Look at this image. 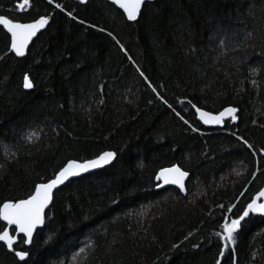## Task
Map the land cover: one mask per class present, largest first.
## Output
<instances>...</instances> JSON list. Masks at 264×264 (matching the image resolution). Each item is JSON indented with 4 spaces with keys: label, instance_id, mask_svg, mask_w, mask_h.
Instances as JSON below:
<instances>
[{
    "label": "trees",
    "instance_id": "obj_1",
    "mask_svg": "<svg viewBox=\"0 0 264 264\" xmlns=\"http://www.w3.org/2000/svg\"><path fill=\"white\" fill-rule=\"evenodd\" d=\"M16 1L0 15L49 23L23 58L0 27V203L68 160H116L56 190L31 245L0 243V264H264V216L223 256L217 235L264 186V0H154L135 22L106 0ZM193 105L236 119L207 129ZM172 165L184 192L158 189Z\"/></svg>",
    "mask_w": 264,
    "mask_h": 264
},
{
    "label": "snow or ice",
    "instance_id": "obj_2",
    "mask_svg": "<svg viewBox=\"0 0 264 264\" xmlns=\"http://www.w3.org/2000/svg\"><path fill=\"white\" fill-rule=\"evenodd\" d=\"M27 2L28 0H25V3ZM48 2L49 4H52L53 0H48ZM81 2L83 3L84 0H81ZM112 3L117 5L119 9L123 10V14H126L128 20H135L141 10L144 0H112ZM55 7L59 9L62 6L60 3H56ZM67 15L71 17L72 13L68 12ZM48 22L49 17L47 15L39 16L33 21L27 23L14 22L13 19L0 15V25L6 29L7 34H10L11 50L16 56L24 55L29 41H31L32 38L48 24ZM140 75L143 76L144 73L141 72ZM32 86L29 76L25 74L23 77V87L25 89H30ZM149 87H151L150 84ZM152 90L154 92L156 91L155 88ZM161 99L163 98L161 97ZM165 103H167V101H165ZM169 107H171V105H169ZM193 107L195 108V105H193ZM236 111L237 110L233 107H227L223 109V111L213 114L211 112L202 111L200 108H196V113L198 114L199 119L205 125L221 124L226 113L235 120L236 117L232 115V113H235ZM176 114L178 116L180 115L179 112ZM180 118L182 120L184 119L183 116ZM184 122L186 124L188 123L187 120ZM195 130L196 129H193V131ZM244 144H247L249 148L252 147V145L248 144L246 140L244 141ZM115 156V152L104 151L92 159H85L82 161L68 160L57 172L54 173V178L48 179L44 183L36 184L34 191L27 195L26 198L14 201L6 200L3 203H0V221L6 222L8 226H14L12 231L23 234L21 239H23L24 243H29L33 236L34 229H36L38 225L44 223L46 217L45 210L48 208L52 199L53 189L58 185L63 184L65 181H68L71 177L79 176L92 169L110 164ZM188 176L189 173L187 171L181 170L177 165H172L170 168H162L160 173L157 174V179H162L165 184L171 183L176 185L181 192H184L185 178ZM259 197H264V189L257 192L256 198L252 199V201L247 204V207L242 210V215L234 213L237 218L231 219L230 223H224L222 225L223 232L217 233L219 239L224 242L223 248L220 249L221 256L224 254V249L228 248L230 244L235 243L234 234L241 227V221H244L246 217H249L250 213H264V203H257ZM229 211H232V209H229ZM16 239V236L10 235L8 227H4L3 230L0 231V242H3L8 250L11 251L13 249ZM15 256L21 261H24L25 258L29 256V253L24 250H19L15 251ZM216 264H220V261L218 260Z\"/></svg>",
    "mask_w": 264,
    "mask_h": 264
},
{
    "label": "water",
    "instance_id": "obj_3",
    "mask_svg": "<svg viewBox=\"0 0 264 264\" xmlns=\"http://www.w3.org/2000/svg\"><path fill=\"white\" fill-rule=\"evenodd\" d=\"M76 1H78L80 4H85V3L87 2V0H84L83 3L81 2V0H76ZM106 1H107L108 3H110V4H112L113 6H115V8H117V9L123 14V10H122V9H119L117 5H114V4L112 3V0H106ZM153 1H154V0H144V3L153 2ZM144 3L142 4V6L144 5ZM141 9H142V7H141ZM140 11H141V10H140ZM139 14H140V12H139ZM139 14L137 15V18H136L135 20H128L126 14H123V16H124V18H125L128 22H135V21L138 19ZM48 23H49V22H48ZM47 26H48V24H47L43 29H41V30L37 33V35L34 36V37L32 38L31 41H29L28 47L25 49V53H24L23 56H16L15 53L12 52L10 44H9V51H10V52H11L16 58H23V57H25V55H26V53H27V50H28L30 44L32 43V41L38 36V34H40L41 32H43V31L47 28ZM0 27H2V29L6 32V29H4L2 25H0ZM6 33H7V32H6ZM7 35H8L9 38H10V34H7ZM23 89H24L25 91H30L32 88H30V89H25V88L23 87ZM226 108H227V107H226ZM224 109H225V108H224ZM202 111H204V110H202ZM221 111H223V109H222ZM219 112H220V111H219ZM219 112H217V113H219ZM195 113H196V108H195ZM217 113H213V114H217ZM236 113H237V111H236L235 113H232V115L235 116ZM196 119H197V121H198L203 127L207 128V129H222V128L224 127V122L229 121V120H231L232 118H231L230 115H228V114L226 113L223 122H222L221 124H218V125H211V124H210V125H205V124H203V122L199 119V116H198L197 113H196ZM112 152H113V151H112ZM115 160H116V156H115L114 160H113L110 164L105 165V166H103V167H98V168H96V169H92V170H90V171H88V172H85V173L79 175V176L71 177L68 181H65L63 184L58 185V186H57L56 188H54L53 191H52V199H53V195H54V193L56 192V190H58L59 188H61L62 186H64V185H65L66 183H68L69 181L74 180V179H77V178H80V177L85 176V175H89V174H91V173H94V172H96V171L102 170V169H104V168H107V167H109L111 164H113ZM167 168H170V167H167ZM160 170H161V169H160ZM160 170L157 172V174L160 173ZM181 170H182V169H181ZM156 177H157V175H156ZM53 178H54V177H53ZM187 178H188V177L185 178V182H186ZM51 179H52V178H51ZM159 182H160V185L158 186V189L167 188V187H174V188H176V189L179 190L178 186L173 185V184H171V183L165 184V183L163 182L162 179L159 180ZM43 183H44V182H43ZM262 189H264V186H263ZM33 191H34V190H33ZM254 198H256V195H255ZM254 198H253V199H254ZM52 199H51V201H50V203H49V206L51 205ZM257 203H264V197H259V198L257 199ZM49 206H48V208H49ZM48 208H46V210H47ZM46 210H45V211H46ZM250 214H253V215H255V216H264V213H250ZM246 218H247V217H246ZM1 222H2V221H1ZM2 223L5 224V226L9 228V232H10V229H11V228H14V226H8V225L6 224V222H2ZM43 225H44V223H43L42 225H38V226L36 227V229H34V231H33V236H32V238H31V240H30L29 243H25V247H29V246L31 245V242H32V239H33V237H34L35 232H36L37 230L41 229V228L43 227ZM10 235H14V236L17 237L16 241L14 242V246H15V245L17 244V242H18V237H23V234H21V233H16V232H14L13 234H11V232H10ZM0 243L3 244V242H0ZM3 245H5V244H3ZM5 247L7 248L6 245H5ZM7 250H8V248H7ZM8 251H10V250H8ZM11 251H13V249H12ZM11 251H10V252H11ZM17 258H18V257H17ZM18 259H19V258H18ZM19 260H20V259H19Z\"/></svg>",
    "mask_w": 264,
    "mask_h": 264
},
{
    "label": "flooded vegetation",
    "instance_id": "obj_4",
    "mask_svg": "<svg viewBox=\"0 0 264 264\" xmlns=\"http://www.w3.org/2000/svg\"><path fill=\"white\" fill-rule=\"evenodd\" d=\"M14 7L16 8V10L18 11V12H23V11H26L27 9H28V6L26 7V3H25V0H19V2L18 1H16L15 2V4H14ZM15 22V21H14ZM2 28V27H1ZM5 32V31H4ZM6 33V32H5ZM7 34V33H6ZM9 41H10V38H9ZM11 229H13V228H11ZM11 229H10V232H11ZM14 233V231L13 232H11V234H13ZM5 246V245H4Z\"/></svg>",
    "mask_w": 264,
    "mask_h": 264
}]
</instances>
